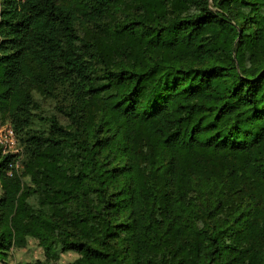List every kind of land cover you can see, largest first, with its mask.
I'll list each match as a JSON object with an SVG mask.
<instances>
[{"label": "trees", "instance_id": "16d2710c", "mask_svg": "<svg viewBox=\"0 0 264 264\" xmlns=\"http://www.w3.org/2000/svg\"><path fill=\"white\" fill-rule=\"evenodd\" d=\"M0 121V263L264 264V0H0Z\"/></svg>", "mask_w": 264, "mask_h": 264}, {"label": "rangeland", "instance_id": "374dc122", "mask_svg": "<svg viewBox=\"0 0 264 264\" xmlns=\"http://www.w3.org/2000/svg\"><path fill=\"white\" fill-rule=\"evenodd\" d=\"M40 103L41 108L46 114L54 113L53 103L50 100L42 99L35 96ZM61 120V116H58ZM8 125L0 121V127L5 128ZM31 127L35 130H42L46 127L44 123L33 122ZM7 261L0 264H32L37 260L44 259V253L42 248L38 245L36 240L29 239L27 245L21 249H14L9 251ZM76 258V255L70 252L62 253L59 256V263H68Z\"/></svg>", "mask_w": 264, "mask_h": 264}, {"label": "built area", "instance_id": "2783aa9c", "mask_svg": "<svg viewBox=\"0 0 264 264\" xmlns=\"http://www.w3.org/2000/svg\"><path fill=\"white\" fill-rule=\"evenodd\" d=\"M0 145L3 153H16L18 151L15 135L9 126L0 127Z\"/></svg>", "mask_w": 264, "mask_h": 264}]
</instances>
